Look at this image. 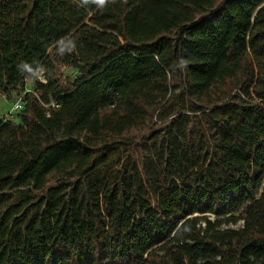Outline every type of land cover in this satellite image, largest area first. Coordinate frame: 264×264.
I'll use <instances>...</instances> for the list:
<instances>
[{"label":"trees","instance_id":"obj_1","mask_svg":"<svg viewBox=\"0 0 264 264\" xmlns=\"http://www.w3.org/2000/svg\"><path fill=\"white\" fill-rule=\"evenodd\" d=\"M31 78L0 264H264V0H0V91Z\"/></svg>","mask_w":264,"mask_h":264},{"label":"rangeland","instance_id":"obj_2","mask_svg":"<svg viewBox=\"0 0 264 264\" xmlns=\"http://www.w3.org/2000/svg\"><path fill=\"white\" fill-rule=\"evenodd\" d=\"M76 73L77 72L71 68L65 69L66 76H75ZM33 86L34 80L31 78L26 82L23 88L10 96H6L0 91V120L7 121L12 119L16 122L22 121L21 113L24 109V97L27 91L34 89ZM241 224L242 222H239L238 224L230 226L238 227Z\"/></svg>","mask_w":264,"mask_h":264},{"label":"clouds","instance_id":"obj_3","mask_svg":"<svg viewBox=\"0 0 264 264\" xmlns=\"http://www.w3.org/2000/svg\"><path fill=\"white\" fill-rule=\"evenodd\" d=\"M81 4L87 5V4H95L97 7L103 8L107 6L108 3L113 2V0H80ZM74 47V45H73ZM64 49H61L63 51ZM70 50V49H69ZM22 71H27L28 73L35 75L33 72L32 67L28 63H23L19 66Z\"/></svg>","mask_w":264,"mask_h":264}]
</instances>
